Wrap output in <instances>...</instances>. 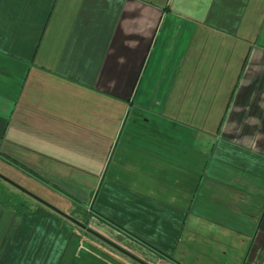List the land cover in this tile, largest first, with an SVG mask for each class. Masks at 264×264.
I'll return each mask as SVG.
<instances>
[{"label":"crops","instance_id":"1","mask_svg":"<svg viewBox=\"0 0 264 264\" xmlns=\"http://www.w3.org/2000/svg\"><path fill=\"white\" fill-rule=\"evenodd\" d=\"M263 71L264 0H0V174L77 198L116 143L136 211L192 178L201 200H226L231 165H264ZM5 178L17 200L0 206L46 205Z\"/></svg>","mask_w":264,"mask_h":264},{"label":"rangeland","instance_id":"2","mask_svg":"<svg viewBox=\"0 0 264 264\" xmlns=\"http://www.w3.org/2000/svg\"><path fill=\"white\" fill-rule=\"evenodd\" d=\"M116 146L102 173L95 176L97 187L92 179L87 188L78 190L77 198L66 184L55 186L35 177L40 185L34 188L20 181L22 189L40 194L38 198L48 205L19 193L15 196L37 204L34 211L21 215L12 206H0V264H7L8 248L16 244L24 247L23 258L16 264H264V165H231L225 195L230 199L217 195L211 201L201 200L192 188L196 183L192 178L186 184L190 186L179 180L176 184L182 190L171 189L170 194L152 189L169 199H144L146 206L138 212V192L128 182L135 172L128 165L113 164ZM243 150L246 158L252 153ZM118 174L125 177L121 188L108 187ZM136 174L138 181L144 178ZM174 176L181 179L179 174ZM107 192L119 197L108 200ZM0 194L17 200L1 188ZM32 247L38 250L34 254Z\"/></svg>","mask_w":264,"mask_h":264},{"label":"trees","instance_id":"3","mask_svg":"<svg viewBox=\"0 0 264 264\" xmlns=\"http://www.w3.org/2000/svg\"><path fill=\"white\" fill-rule=\"evenodd\" d=\"M2 201L3 200H5V198L3 197H1L0 198ZM7 199V198H6ZM9 203H14V201L15 200H13V199H8L7 200ZM47 205V204H46ZM18 213H24V212H26V213H30L33 209H32V206H30L29 204H27V203H20V202H18V203H15V204H13V205H11Z\"/></svg>","mask_w":264,"mask_h":264},{"label":"water","instance_id":"4","mask_svg":"<svg viewBox=\"0 0 264 264\" xmlns=\"http://www.w3.org/2000/svg\"><path fill=\"white\" fill-rule=\"evenodd\" d=\"M0 176L1 177H3V178H5L2 174H0ZM6 180H8L9 182H11L12 184H14L15 186H17V187H19L20 189H22V187L20 186V185H18V184H16V183H14V182H12L11 180H9V179H7V178H5ZM22 190H24V189H22ZM25 191V190H24ZM26 192H27V190H26ZM27 193H29V194H31L30 192H27ZM32 195V194H31ZM35 198H37L38 200H40L41 202H43L41 199H39L37 196H34ZM43 203H45V204H47L46 202H43ZM48 205V204H47Z\"/></svg>","mask_w":264,"mask_h":264}]
</instances>
